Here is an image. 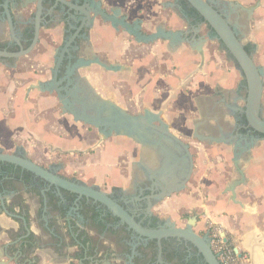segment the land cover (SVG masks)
Returning a JSON list of instances; mask_svg holds the SVG:
<instances>
[{"label":"crops","instance_id":"1","mask_svg":"<svg viewBox=\"0 0 264 264\" xmlns=\"http://www.w3.org/2000/svg\"><path fill=\"white\" fill-rule=\"evenodd\" d=\"M178 1L93 0L108 15L119 9V19L138 26L142 36L157 37L149 42L137 41L125 29L92 16L89 26L76 38L77 44L70 48L84 64L72 74L75 87L79 99L87 97L95 105L108 103L122 118L159 113L169 132L197 152L193 155L190 149L194 168L186 189L157 203L154 212L175 222L182 214L198 209L204 218L197 221L196 229L202 230L206 222L222 232L245 264L251 260L253 264H264V147L254 152L252 160H238L237 155L246 182L236 188V200L247 209L233 203L225 193L227 185L238 178L234 166L238 147L237 141H232L237 113L243 115L245 81L233 60L221 51H205L204 64L199 69V56L187 43L179 41L190 28L183 23ZM212 1L236 6L243 12L254 6L251 17L245 19L242 42L251 47L255 65L264 69V0ZM52 5L50 1L43 4L44 20L35 47L25 56L0 59V152L25 155L42 164L51 158L50 152L42 153L41 148L54 150L70 161L57 163L64 165L67 173L80 172L81 179L106 190L119 188L134 194L144 171L152 175L159 169L150 165L140 145L121 132L107 136L96 149L89 150L100 137L97 129L76 121L70 114L58 113V97L51 90L25 94L30 85H51L54 61L65 37L73 32L60 20L65 12L59 7L52 11ZM33 11V7L22 13L12 9V29L7 21L0 20V50L17 51L15 39L23 49L30 45ZM197 31L203 35L202 30ZM88 61H99L103 67L86 66ZM93 66L99 67L101 73L93 72ZM104 66L115 70L108 71ZM115 81L126 87V94L121 86L114 89ZM261 117L264 118V75ZM224 173H229L226 181ZM251 193L258 200L242 197ZM19 224V219L0 211V264H26L18 254V246L6 245L16 237ZM31 231L36 236L40 234L34 224ZM69 252L80 257L71 259ZM35 255L42 257L38 264H92L77 245L69 249L42 246L29 253L30 257Z\"/></svg>","mask_w":264,"mask_h":264},{"label":"water","instance_id":"2","mask_svg":"<svg viewBox=\"0 0 264 264\" xmlns=\"http://www.w3.org/2000/svg\"><path fill=\"white\" fill-rule=\"evenodd\" d=\"M45 1L53 2L52 11L59 7L61 11L66 12L71 20L78 24L74 33L63 43V46L59 50V54L51 70L50 84L57 94L63 113L70 114L76 121L91 126L100 132L99 139L89 150L96 149L107 136L113 133L120 134L121 132L125 136L130 137L134 143L140 145L150 165L159 168L156 171H152V175L149 176V179L152 181L150 190L152 192L154 190L159 191V193L152 194L147 198L149 209L152 207L151 200H155L156 203H159L163 199L185 190L194 168L189 146L169 132L161 121L159 113L155 116L146 113L144 117L122 118L117 113V110L108 103L103 104L100 102V105H95L97 103L91 102L86 105V101H80L77 87L71 83L70 78L74 70L83 67L84 64H82L81 60H75L74 64L71 65L70 60L74 59V57H72L70 53V48L75 39L79 36L81 30L89 26L92 21V16L100 17L104 21L109 22L113 27L125 29V31L129 35H132L137 41L149 42L157 37L155 35L151 37L142 36L138 26L132 27L122 19H119V9H115L111 15H108L98 9L99 7L93 4V0H83L82 5L77 4L78 0H74V2L69 0H0V9L3 10V14L0 13V20L4 19L7 21V25L10 29H12L13 26V21L11 19L12 9L19 10L22 13L26 12L29 7L34 8L32 13L33 30L30 45L26 49H23L21 42L15 39L14 41L18 50L15 52L0 50V59H16L25 56L35 47L38 43L39 32L44 20L43 4ZM186 1L203 19V23L214 33V39L223 45L225 52L230 55V57L226 55L227 58L233 60L237 70L245 81L246 97L244 100L242 117L246 123L245 128L248 129L249 132L251 131V133H256L257 136L240 137L243 138L242 141L244 145L238 147V153L237 149H235L234 153V166L237 168L238 178L227 185L225 193L230 195V199L233 203L240 206L243 210H246L247 206H244L236 200V188L245 185L246 182L243 168L239 167L238 160H252L254 152L264 147V118L261 117L264 69L255 65L252 55L245 50V45L242 42L245 35V19L248 15L251 17L254 6L247 12H243L236 6L227 3H216L212 0ZM215 6L217 7L215 8ZM179 9L181 10V8ZM218 9L224 10V13L220 12ZM75 14H77L78 17H75ZM228 16L235 17L234 25L228 20ZM179 41L187 43L191 50L199 55V69L201 70L204 64L203 47L207 42V38L205 36L196 37L194 35L190 40L180 38ZM65 55L69 60L66 75L61 80H58L59 68ZM91 64L103 67L99 61H88L85 63L86 66ZM104 68L108 71L115 70L112 67L104 66ZM64 81L67 83V86L59 88L58 86ZM32 90L49 91L46 87L44 88L41 85L33 84L25 90V94L28 95ZM62 93L73 95L74 101L70 103L63 100ZM75 104L77 107H75ZM75 152L79 153V151ZM0 163L12 165L58 188L97 201L112 212L114 214L113 216L116 217L121 224L126 225L128 229L132 230L140 237L147 240H155L158 245L162 238L182 239L196 249L205 264H220L210 248V239L208 235L203 234L200 236L194 232V228L198 221L196 213L191 217L185 218L186 223L183 228H178L174 223L165 219L167 222L166 228L147 229L137 222L132 215H127V212L120 205L111 200L108 194L95 191L92 188L81 187L63 178L57 177L24 156L0 152ZM1 209L4 213L8 214L3 205ZM7 216L19 219L25 224V219L20 216ZM26 231L28 233L27 228ZM235 252L237 253V249H235ZM253 263V260H251L250 264Z\"/></svg>","mask_w":264,"mask_h":264},{"label":"flooded vegetation","instance_id":"3","mask_svg":"<svg viewBox=\"0 0 264 264\" xmlns=\"http://www.w3.org/2000/svg\"><path fill=\"white\" fill-rule=\"evenodd\" d=\"M71 2H74V0ZM82 3L83 0L77 1L78 5H82ZM180 4L181 0L178 1L179 7H181ZM218 10L224 13V10ZM181 16L183 23H187L190 28L187 36L183 33L182 38L184 40L190 39L195 34L196 37L205 36L207 42L203 47V52H205L206 44L209 41H213L222 49V52L229 55L225 52L223 45L214 39L215 35L208 26L203 22L197 23L195 20L188 18L183 10ZM60 20L69 26L71 31L73 30L70 35L65 37L66 41L74 33L78 24L71 20L67 14ZM228 20L234 25L235 17L228 16ZM197 29L202 30L203 35H200ZM74 42L71 46L72 48L77 44ZM70 53L72 57H75V59L70 60L71 65H73L75 60H77L76 53ZM65 61L66 63L63 66ZM68 62L67 57H64L59 68L58 80L65 77ZM62 66L64 68L63 72L61 70ZM70 80L72 85L75 86V77L71 76ZM65 86H67V83L64 81L58 87L62 88ZM48 88L57 96L51 85ZM61 95L65 101L70 103L74 101L71 94L62 93ZM79 100L82 102L86 101V105L91 103L87 97L86 99L82 98ZM57 101L61 106L59 99ZM75 107H77L76 104ZM235 125V135H233L235 140L232 142L236 143L234 141H237V147L244 145L243 138L240 137L257 136L256 133H251V131L249 132L245 128L246 123L240 113H237ZM20 156L26 157L25 155ZM35 164L75 185L92 188L95 191L108 194L111 200L127 212V215H132L137 222L147 229L167 227L166 220L157 216L160 214L154 212V208L157 205L156 201L151 200L152 207L150 209L148 207L147 198L152 194L159 193L158 190H154L153 192L150 190L152 181L149 179L150 174L148 172L144 171L136 193L131 194L119 188L106 190L92 182H87L79 176L76 177L77 172L67 173L65 166L62 164ZM2 205L8 214L4 213L1 209ZM0 211L5 215H18L25 219V224L20 220L16 237L6 245L7 247L11 245L18 246V254H22L26 260V264L32 261L38 264L42 258L38 255L30 257L29 253L31 251L35 252L38 247L42 246L51 247L56 245L63 249H69L77 245L84 252V257L89 259L92 264H205L196 249L182 239L162 238L158 245L155 240H147L140 237L128 229L126 225L121 224L113 216L112 212L97 201L58 188L26 171L14 166L8 168L3 164L0 171ZM155 219L157 220L155 221ZM32 224L40 231L38 236L32 233ZM26 228L28 229V233ZM7 247L4 248L6 249ZM68 254V257L71 259L72 257H80L78 253L71 255V252H69ZM168 258H171V260H168Z\"/></svg>","mask_w":264,"mask_h":264},{"label":"rangeland","instance_id":"4","mask_svg":"<svg viewBox=\"0 0 264 264\" xmlns=\"http://www.w3.org/2000/svg\"><path fill=\"white\" fill-rule=\"evenodd\" d=\"M202 33H203V32H201V34H202ZM205 51H208L209 53L212 54V53H215L216 51H221V52H222V49H220V47H218V45H217L215 42H213V41H209V42L206 44V46H205ZM164 58H165V56H164ZM92 71L95 72V73H101L100 68L97 67V66H93ZM119 86H121V88L123 87V85H122L121 82L115 81V82L113 83V87H114V89L118 88ZM123 90H124L123 93L125 92V94H126V87H123ZM56 110H57L58 113L62 112L61 107H60L59 104H57V106H56ZM131 111H132V110H131ZM90 130H94V129H93V128H90ZM186 142H187V143H190L191 141L188 139V140H186ZM190 149H191L193 155L197 152V150H196L195 148H193V147H191ZM44 150H45V149L41 148V152H42V153H49V152H50L48 156L51 158V160L48 161V162H47V161L42 162L43 165H47V163H48V164H49V163H59V161H60V162L70 163V161L67 159V156H66V155H64V154H59V153H57V151L50 150V149H46L45 151H44ZM83 150H86V148L83 149ZM52 158H58L59 160H52ZM80 160H81V159H80ZM39 163H41V162H39ZM224 174H225L224 181H226V180H228V174H229V173H228V174L224 173ZM79 175H80V172H77L75 176L77 177V176H79ZM190 180H191V178H190ZM190 180H189V181H190ZM192 184H194V185L196 184V183H195V180H192ZM103 187H104V186H103ZM251 196H252V197H251ZM242 197L245 198V199L248 198L249 201L258 200V199H257L252 193L250 194V196H249L248 194H242ZM250 198H251V200H250ZM256 202H257V201H256ZM194 213L197 214L198 220H202V219L204 218V214L201 213L200 210H198V209H194V210H192V211H189V213H184V214H182L181 217H179L175 222H174V221H171V219H167L166 216H164L165 214H160L161 216H159V217H162V218L167 219L168 221L174 223V225H175L176 227H178V228H183L184 225H185V223H186L185 218H186V217H191V216H193ZM206 231H207V223H206V222L203 223L202 230L196 229V227L194 228V232H195L196 234L200 235V236H201L202 234H205ZM229 245H230V244H229ZM244 264H245V262H244Z\"/></svg>","mask_w":264,"mask_h":264},{"label":"built area","instance_id":"5","mask_svg":"<svg viewBox=\"0 0 264 264\" xmlns=\"http://www.w3.org/2000/svg\"><path fill=\"white\" fill-rule=\"evenodd\" d=\"M210 239V248L220 264H244L233 247L225 240L222 232L213 226L207 225L206 233Z\"/></svg>","mask_w":264,"mask_h":264},{"label":"trees","instance_id":"6","mask_svg":"<svg viewBox=\"0 0 264 264\" xmlns=\"http://www.w3.org/2000/svg\"><path fill=\"white\" fill-rule=\"evenodd\" d=\"M180 6L182 7V10L184 11L185 15H187L188 18L195 20L197 23L203 22V19L198 15V13L194 9H192V7L187 3L186 0H181ZM245 50L249 54L251 53V47L250 46L245 47ZM65 63H66V61L64 62L63 66L65 65ZM63 66L61 67L62 72L64 70ZM3 165H5V167L12 168V165H8V164H3ZM1 166H2V163H0V171H1ZM156 220L157 219H155V221ZM200 258H202V257L200 256ZM168 260H171V258H168Z\"/></svg>","mask_w":264,"mask_h":264}]
</instances>
